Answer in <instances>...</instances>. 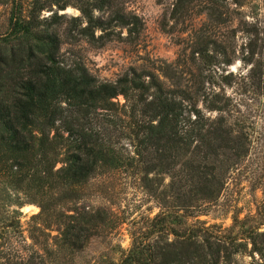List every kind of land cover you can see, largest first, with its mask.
<instances>
[{"label": "trees", "instance_id": "trees-1", "mask_svg": "<svg viewBox=\"0 0 264 264\" xmlns=\"http://www.w3.org/2000/svg\"><path fill=\"white\" fill-rule=\"evenodd\" d=\"M10 1L8 32L0 38V183L15 193L45 197L38 203V216L45 214L62 228L55 250L78 251L102 222L97 214L85 218L57 211L49 196H78V188L105 170L137 172L150 191L167 176L173 193L165 196H196L188 198L190 208L199 203L197 196H215L222 189L228 169L248 154V134L229 120L228 104L219 94L205 104L213 116L196 107L200 70L194 89L166 87L154 73L134 68L113 81L99 80L81 61L59 58V39L50 28L62 16L54 12L44 23L40 12L52 5L59 10L75 5L85 22L78 33L98 46L114 27L137 30L136 16L113 8L114 0H29L27 16L21 0ZM187 5L176 0L172 16H182ZM95 11L110 14L103 18ZM209 44L199 34V48L193 50L199 54V69L213 65ZM259 69L253 63L250 76ZM119 95L121 104L115 101ZM116 132L132 150L118 147L111 139ZM56 163L61 165L55 168ZM6 196L15 207L2 222L13 230L23 204L11 202L10 192ZM186 221L183 214L164 210L148 218L146 228L131 233L130 247L113 264H228L239 251L238 239L250 242V252L264 258V232L257 234L256 224L234 217L229 232L221 234L199 221ZM18 250L10 239L0 241V259L15 253L1 264H46L38 251Z\"/></svg>", "mask_w": 264, "mask_h": 264}, {"label": "rangeland", "instance_id": "rangeland-1", "mask_svg": "<svg viewBox=\"0 0 264 264\" xmlns=\"http://www.w3.org/2000/svg\"><path fill=\"white\" fill-rule=\"evenodd\" d=\"M186 1L187 11L177 18L171 13L176 0H114L113 8L136 16L140 23L132 33L128 31L132 25L114 27L109 39L99 46L78 33L85 22L75 5L62 10L55 5L44 8L39 19L48 23L54 12L62 16L60 23L50 28L59 39V58L81 61L99 80L113 81L134 68L154 73L166 87L194 89L199 86L200 70L203 83L195 97L196 107L213 116L205 104L213 93L219 94L228 104L229 120L248 134V154L228 169L222 189L215 196H197L199 203L190 208L188 198L196 196H165L166 192L173 193L167 176L150 191L137 172L105 170L78 188V196H47L57 211L85 218L97 214L102 222L73 252L55 250L62 228L45 214L38 216V203L45 202V197L15 193L0 183V241L10 239L20 253L38 251L46 264H113L130 247L131 233L144 230L147 219L162 210L181 213L186 223L199 221V225L221 234L229 232L234 217L245 219L250 226L256 224L257 234L264 232V0ZM21 4L22 15L27 16L29 0H21ZM11 7L10 0H0V38L8 32ZM109 14L95 11L103 18ZM199 34L209 39L208 54L214 56L213 65L201 69L199 54L193 53L199 48ZM249 60L260 64L254 76L249 74L253 64ZM115 101L121 104L124 99L119 95ZM111 139L126 152L132 150L126 139L119 138V132ZM60 165L56 163L55 168ZM218 172L219 168L215 170ZM211 189L215 192L214 187ZM8 192L11 202L19 199L23 204L17 208L21 213L13 230L2 222L15 207L6 196ZM238 229L234 225V231ZM237 242H241L239 251L228 264H264L263 255L250 252V242Z\"/></svg>", "mask_w": 264, "mask_h": 264}]
</instances>
